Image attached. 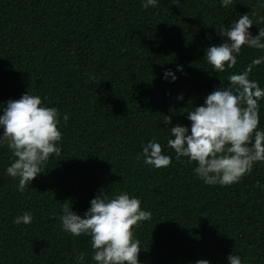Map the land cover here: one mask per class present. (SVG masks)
<instances>
[{"label": "trees", "instance_id": "obj_1", "mask_svg": "<svg viewBox=\"0 0 264 264\" xmlns=\"http://www.w3.org/2000/svg\"><path fill=\"white\" fill-rule=\"evenodd\" d=\"M244 13L255 35L264 27V0L226 7L157 0L148 8L141 0H0V107L39 95L57 108L62 132L61 154H51L23 192L4 171L12 157L0 145V264H75L79 254L82 264H95L90 237L65 232L58 215L70 203L82 216L95 195L120 191L152 213L136 226L140 264H227L229 254L264 264V162L231 185H206L192 171L195 162L167 147L162 120L188 125L186 111L261 54L242 46L236 65L219 73L203 58L222 42L221 25ZM165 69L175 81L162 78ZM249 79L264 87V63L252 66ZM150 139L172 157L167 167L144 163ZM25 211L31 222L13 223Z\"/></svg>", "mask_w": 264, "mask_h": 264}, {"label": "clouds", "instance_id": "obj_2", "mask_svg": "<svg viewBox=\"0 0 264 264\" xmlns=\"http://www.w3.org/2000/svg\"><path fill=\"white\" fill-rule=\"evenodd\" d=\"M221 7L232 0H219ZM157 0H141L144 8L155 7ZM249 13L239 15L219 35L222 42L209 45L204 57L215 73L232 69L242 46L260 50L250 64L240 72L227 76V85L209 92L203 104L186 111L188 125L171 124V116H163L168 130L167 147L175 152L176 159L186 157L197 178L206 185H231L252 170L255 162H264V129L259 124V101L264 97V87L249 79L254 65L264 63V27L258 26L253 35ZM175 71L183 73V66ZM177 78L172 69H165L163 79ZM94 79V77H90ZM177 100H182L179 94ZM60 113L54 106H46L39 95L24 93L18 99H9L0 107V145L6 144L11 152V162L5 173L17 179V190L23 192L34 177L43 173L42 166L51 154L59 156L62 132L59 130ZM62 119L67 122L68 114ZM171 125V126H169ZM144 163L154 168L167 167L172 157L162 152L155 139L142 146ZM89 207L79 215L70 203L58 215L62 229L74 236L81 234L91 239V260L95 264H140V241L135 235L136 226L151 218L152 213L141 207V200L127 191L109 196L104 192L89 201ZM30 212H23L13 219L15 224H28ZM84 257H74L75 264H82ZM194 264H210L198 259ZM227 264H241L237 254L227 256Z\"/></svg>", "mask_w": 264, "mask_h": 264}]
</instances>
